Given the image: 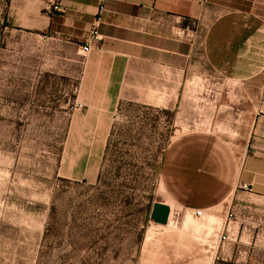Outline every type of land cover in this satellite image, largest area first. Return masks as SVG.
Returning a JSON list of instances; mask_svg holds the SVG:
<instances>
[{"label": "crops", "instance_id": "1", "mask_svg": "<svg viewBox=\"0 0 264 264\" xmlns=\"http://www.w3.org/2000/svg\"><path fill=\"white\" fill-rule=\"evenodd\" d=\"M49 1L0 0V25L45 43L37 56L57 66L45 65L44 73L74 72L72 122L94 121L101 157L123 120L146 124L160 176L167 163H181L168 154L191 135L182 133L186 107L196 105L212 130L220 116V134L206 130L201 137L236 138L222 143L220 180L204 182L221 191L199 196L202 180L190 177L195 187L175 202L182 215L211 212L218 235L230 230L232 241L212 248L208 264H264V0H104L100 12L99 0H59L60 13L45 10ZM96 22L101 40L83 57L80 47ZM61 101L69 117V100Z\"/></svg>", "mask_w": 264, "mask_h": 264}, {"label": "rangeland", "instance_id": "2", "mask_svg": "<svg viewBox=\"0 0 264 264\" xmlns=\"http://www.w3.org/2000/svg\"><path fill=\"white\" fill-rule=\"evenodd\" d=\"M39 48L45 43L0 25V264H208L219 220L202 208V219L182 215L175 199L195 187L190 177L202 180L199 196L221 191L204 182L220 180L222 143L236 138L201 137L220 134V116L212 130L187 106L182 133L191 135L168 154L181 163H167L160 176L146 124L123 120L101 157L94 121L72 122L76 75L44 73L57 63L37 56ZM61 100H69V117ZM155 202L171 208L168 225L152 222Z\"/></svg>", "mask_w": 264, "mask_h": 264}, {"label": "built area", "instance_id": "3", "mask_svg": "<svg viewBox=\"0 0 264 264\" xmlns=\"http://www.w3.org/2000/svg\"><path fill=\"white\" fill-rule=\"evenodd\" d=\"M103 3H104V0H99V7H98L99 12L103 11ZM45 10L50 12V13H53V12L60 13L62 11L60 1L59 0H51V1L47 2L45 4ZM100 40H101V36L98 33V25L96 22L95 25L93 26L91 32H90L89 37L86 40V42L80 47V52H81L82 56L85 57L90 52L93 42H98ZM81 107H82L81 104L75 105L76 109H80ZM192 215L194 217H196L197 219H202L204 217L203 210H200V209L194 210ZM232 217H233L232 215L228 216L229 219H233ZM260 235H261L260 232H258L256 234V238H259ZM231 241H232V235L230 233V230L226 228L223 233L218 235L217 240H216V245L219 247H222L223 245H225Z\"/></svg>", "mask_w": 264, "mask_h": 264}, {"label": "water", "instance_id": "4", "mask_svg": "<svg viewBox=\"0 0 264 264\" xmlns=\"http://www.w3.org/2000/svg\"><path fill=\"white\" fill-rule=\"evenodd\" d=\"M170 215V208L165 203L155 202L152 204L150 218L153 223L165 226Z\"/></svg>", "mask_w": 264, "mask_h": 264}, {"label": "bare ground", "instance_id": "5", "mask_svg": "<svg viewBox=\"0 0 264 264\" xmlns=\"http://www.w3.org/2000/svg\"><path fill=\"white\" fill-rule=\"evenodd\" d=\"M167 205V204H166ZM168 206V205H167ZM170 208V207H169ZM167 225H168V223H167Z\"/></svg>", "mask_w": 264, "mask_h": 264}]
</instances>
